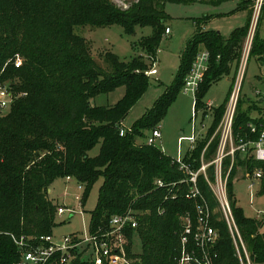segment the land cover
Instances as JSON below:
<instances>
[{"label":"trees","instance_id":"obj_1","mask_svg":"<svg viewBox=\"0 0 264 264\" xmlns=\"http://www.w3.org/2000/svg\"><path fill=\"white\" fill-rule=\"evenodd\" d=\"M185 1L138 0L121 9L111 0H0V85L10 83L16 93L27 94L0 117V264H16L21 260L11 235L34 238L33 243L53 236L58 205L48 194L62 178L72 177L84 185L86 195L103 179L97 207L91 212V233L107 230L116 215L130 210L138 215L139 227L127 234L128 256L135 264H176L182 249L184 217L190 214L195 224L197 207L203 200L212 210L218 206L204 175L197 181L202 199H187L192 185L186 183L188 178L174 159L156 146L138 140H146V133L164 120L184 88L201 48L210 53L211 60L197 95V109L206 106L203 99L209 89L230 74L234 65L238 72L254 0L198 2L220 7L237 1V8L230 15L248 11L247 22L225 38L218 31L201 28L223 14L194 19L198 30L182 55L175 83L133 125L131 132L120 136L124 120L149 87L150 77L145 73L156 62L170 19L165 6ZM263 21L264 8L250 54V58L257 57L262 62ZM114 25L121 26L126 35L135 34L137 28L151 27L152 36L141 42L145 55L124 62L114 53L106 52L100 65L91 53L90 44L76 33L77 27ZM17 55L25 58L20 69L12 63ZM122 87L125 95L115 106L93 105L96 97ZM226 106L213 110L214 123L206 137L184 158L194 171L201 168L202 153L216 133ZM256 111H261L256 102L240 100L234 125L236 134L246 132ZM218 144L217 136L205 153L206 162L213 160ZM96 148L98 153L91 156ZM239 164L243 165L241 158ZM229 165L227 161L225 171ZM254 166L249 163V170ZM208 173L214 180L213 166ZM235 174L233 170L228 187L235 220L252 264H264V233L260 232L264 222L247 218L237 207L233 194ZM157 181L164 186L157 187ZM217 218L219 215L212 220L219 232L214 263L239 264L227 225ZM136 233L142 243L140 254L133 251ZM73 264L88 262L78 257Z\"/></svg>","mask_w":264,"mask_h":264},{"label":"built area","instance_id":"obj_2","mask_svg":"<svg viewBox=\"0 0 264 264\" xmlns=\"http://www.w3.org/2000/svg\"><path fill=\"white\" fill-rule=\"evenodd\" d=\"M263 8L264 0H254L251 25L244 44L243 54L233 83L232 92L221 123L202 153L201 168L198 171H194L184 161L182 152L174 159V163L179 166V170L187 176L188 181L186 183L192 185L186 195L187 199H202L197 181L200 175H204L218 204L217 209L212 210L205 200H203L202 204L197 207V220L195 224L192 222L190 214L184 217L182 249L176 264H215L214 261L217 257L215 248L219 241V232L213 227L212 220L217 215H219L217 220H222L227 225L239 264H252L250 253L235 220L228 187L233 170L236 171L234 179L237 178L240 172H244L246 177H250V180L253 181L249 186L250 189H253L257 182L264 184V98L261 91L257 90L255 92L257 98L256 103L261 108V111H256L252 114V120L247 125L245 133L239 132L236 134L234 131L238 105L242 99L241 92L247 65ZM170 34L171 29L168 27L165 35L168 36ZM210 60L211 56L207 50L200 52L192 65L190 73L185 79L184 91L186 94L194 97L196 110L197 95L209 71ZM12 63L16 69H20L24 65V60L20 55H17L12 60ZM145 75L148 77L158 75L155 63ZM26 96V93H16L10 83L1 84L0 117L8 113L17 100ZM201 110L204 115L205 112L207 115L213 114L214 107L211 104H206ZM161 131V125L157 126L147 137L146 144L156 146V142L162 138ZM128 132H131V128H125L124 124H122L120 136L124 137ZM206 135L207 132L199 136L194 132L192 138L186 139L191 146V153L195 150L200 139L205 138ZM217 136L219 137L217 152L211 162H206L204 158L205 153L211 142ZM239 157L243 165L239 164ZM227 161L230 162V165L229 169L225 171V163ZM249 163L255 165L252 170H249ZM212 166L215 171L214 180L210 179L208 173L209 168ZM73 180L72 177L66 178L67 183ZM184 182L182 181L181 183ZM155 185L157 187H163L164 183L157 181ZM77 189L78 192H83V195L81 196L77 193L74 197L78 206L82 207L85 186L78 183ZM66 213H70L73 216L76 210L58 206V217H62ZM262 217H264V212H259L257 220L264 222L261 220ZM138 227V215L130 210L123 215L114 216L107 230L100 229L94 233L90 232L84 239L64 237L62 243H55L53 236H47L40 238L39 242L37 241L38 243H33L35 242L34 238L25 236L17 238L11 235L21 255V260L16 264H73L78 257H81L88 264H135V261L128 256L127 246L129 240L127 234L129 231L137 230ZM260 232L264 233L263 228Z\"/></svg>","mask_w":264,"mask_h":264},{"label":"rangeland","instance_id":"obj_3","mask_svg":"<svg viewBox=\"0 0 264 264\" xmlns=\"http://www.w3.org/2000/svg\"><path fill=\"white\" fill-rule=\"evenodd\" d=\"M111 1L119 8L127 9L138 0ZM201 1L205 2L204 0H186L184 4H166L165 11L170 16V19L166 22V26L171 29V34L165 35L155 59V68L158 75L150 77V84L146 93L132 108L123 122L125 128H132L154 106L156 101L164 95L167 88L175 83L179 74L182 55L198 30L194 19L219 14L221 11L232 12L237 8L236 2H229L220 7H214L209 4L198 3ZM248 16L249 12L239 11L231 15L216 17L205 25H201V28L205 26L208 30L218 31L226 38L237 28L243 27L247 22ZM262 27H264V21ZM76 33L87 40L94 58L100 65H103L102 56L106 52L114 53L124 62H129L135 57L144 56L145 53L142 50L141 42L143 39L152 36L153 29L151 27L137 28L135 34L126 35L121 26L114 25L106 28L77 27ZM203 51L204 49L201 48L200 52ZM22 58L25 63V58ZM147 62L151 64V62ZM236 74L237 66L234 65L230 74L226 75L209 89L203 102L211 104L214 109L226 106ZM257 90L262 92L264 98V62L252 56L248 61L241 98L256 102L255 92ZM124 95L125 88L122 87L111 94L96 97L93 100V105L112 107ZM213 123L214 116L212 114L205 116L201 108L196 110L194 97L186 94L184 88H182L160 124L162 127V138L156 142V147L173 159L177 158L180 152H182V157L185 158L188 154H191V146L186 139L192 138L194 132L197 136L203 135V133L208 132ZM146 134L147 139L150 133ZM181 134L183 135L181 136ZM145 141L138 140V143H145ZM98 151L99 148H96L91 152V156H95ZM252 183L253 181L250 180V177H246L244 172H240L233 181V194L237 207L243 211L244 215L247 218L257 220L259 212H264V184L257 182L254 188L250 189L249 186ZM102 184L103 179L101 178L87 195L84 191L86 199L82 207L78 206L74 197L77 193L81 196L83 195V192H78V183L75 180L67 183L66 179L62 178L57 180L50 188L48 195L54 204L76 210L73 216L70 213H66L62 217H56L57 226L53 230L55 243H62L64 237L84 239L90 234L91 212L97 207ZM261 220L264 221V217ZM133 251L136 254L142 252L141 239L137 233L133 235Z\"/></svg>","mask_w":264,"mask_h":264},{"label":"crops","instance_id":"obj_4","mask_svg":"<svg viewBox=\"0 0 264 264\" xmlns=\"http://www.w3.org/2000/svg\"><path fill=\"white\" fill-rule=\"evenodd\" d=\"M234 2H236V3L238 4L237 1H234ZM247 12H248V11H247ZM230 13H231V12H222V11H221L219 14H223V16H224V15H230ZM203 29H204L205 31H209L208 29H206L205 26L203 27ZM261 29H262L261 34L263 33L262 35L264 36V27H262ZM232 87H233V86H232ZM231 90H232V89H231ZM230 93H231V92H230ZM229 97H230V94H229ZM248 100H249V99H248ZM228 101H229V99H228ZM249 101H250V100H249ZM227 103H228V102H227ZM182 135H183V134H181V136H182Z\"/></svg>","mask_w":264,"mask_h":264}]
</instances>
